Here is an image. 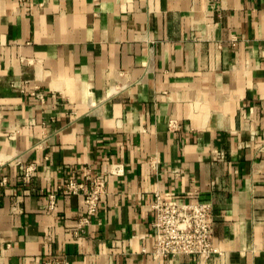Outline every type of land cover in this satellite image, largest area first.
<instances>
[{"label":"crops","instance_id":"crops-1","mask_svg":"<svg viewBox=\"0 0 264 264\" xmlns=\"http://www.w3.org/2000/svg\"><path fill=\"white\" fill-rule=\"evenodd\" d=\"M157 193L221 252L154 257ZM49 261L264 264V0H0V264Z\"/></svg>","mask_w":264,"mask_h":264},{"label":"built area","instance_id":"built-area-1","mask_svg":"<svg viewBox=\"0 0 264 264\" xmlns=\"http://www.w3.org/2000/svg\"><path fill=\"white\" fill-rule=\"evenodd\" d=\"M176 127V120L171 119L170 128L175 129ZM35 169L34 163L28 165L26 174L32 175ZM120 170L121 168L117 167L115 172ZM64 190L71 194L84 196L86 213L79 221V227H82L89 223L97 213L99 202L107 192V182L103 176L94 174L87 176L84 180H67ZM153 206L156 211L153 227L157 237L151 250L154 257L165 258L187 254L208 261L221 252L214 241V217L211 202L178 201L157 193ZM49 207H56V193H51ZM46 264L64 263L49 261Z\"/></svg>","mask_w":264,"mask_h":264}]
</instances>
